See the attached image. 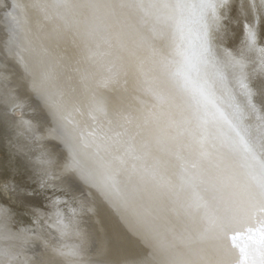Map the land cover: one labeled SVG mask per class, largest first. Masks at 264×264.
I'll use <instances>...</instances> for the list:
<instances>
[{
    "label": "bare ground",
    "instance_id": "1",
    "mask_svg": "<svg viewBox=\"0 0 264 264\" xmlns=\"http://www.w3.org/2000/svg\"><path fill=\"white\" fill-rule=\"evenodd\" d=\"M16 3L17 0H6V14L12 19L0 35V53L6 60L5 64L0 62L5 71L2 77L17 86L24 98L40 109L45 120V127L30 135L23 122L33 115L15 116L16 108L0 87V186L8 185L0 190V214L7 212L11 216L13 232L24 229L31 237L18 259L31 264L35 259L32 252L42 242L79 245L71 240L74 216L65 196L71 193L83 199L94 222L96 244L83 258L109 264L132 255L137 238L132 224L124 218V210L102 186L101 181L107 180L136 207L151 213L175 250L186 251L185 245L194 251L215 247L230 264H243L239 253L229 247L224 230L201 239L207 214L223 218L228 223L227 232L232 227H251L256 242L249 244V262L260 264L259 228L264 214L258 205L246 202L247 177L243 170L226 156L217 155L219 142L227 134V125L219 118V112L226 116L239 114L245 99L236 79L230 71L222 72L209 65L208 80L214 94L210 102L203 101L205 116L194 108L193 99L173 75L176 66L163 68L160 58L149 47H164L173 54L176 49L197 50L204 35L198 10L175 12L173 27L164 38H153L126 27L112 40L111 47L101 48L91 60L86 59L87 50L73 38L40 28L29 20L20 38L27 40L36 52H46L63 93V118L57 122L46 115V109L34 98L23 66L5 46L14 26L13 16L19 12L13 7ZM252 3L253 0H226L218 9V21L210 23L207 29V41L216 58L225 50L244 48L249 30L256 34L257 48L264 47V13L259 7L253 10ZM255 3L259 6L260 0ZM126 24L133 25L134 21L128 19ZM109 67L120 70V74L115 83L100 87ZM245 72L256 92L254 102L259 106L264 63L254 55ZM198 85L209 86L203 80L191 86ZM197 117L209 121L207 131ZM251 131L253 136L259 134L256 129ZM37 140L47 143L59 161L71 160L79 153L77 158L87 165L79 173L62 171L60 167L53 172L42 163L47 155L40 150ZM65 144L75 146L76 151ZM205 151L207 155L202 154ZM45 167L48 172L41 179L40 170ZM63 225L69 226L65 234L61 233ZM5 244L19 247L21 241L0 236V250ZM155 251L157 259L168 258L163 249Z\"/></svg>",
    "mask_w": 264,
    "mask_h": 264
},
{
    "label": "snow or ice",
    "instance_id": "2",
    "mask_svg": "<svg viewBox=\"0 0 264 264\" xmlns=\"http://www.w3.org/2000/svg\"><path fill=\"white\" fill-rule=\"evenodd\" d=\"M224 3L226 0L219 3L217 0H198L196 3L181 0H17L13 7L19 12L13 16L14 26L5 46L23 66L29 78L30 91L46 109V115L59 122L64 113L63 93L46 59V52H36L27 40L20 38L29 20L40 28L73 38L87 50L86 59L91 60L101 48L111 47L112 40L126 27H133L137 32L153 38H164L173 27L175 12L198 10L204 35L197 50L186 52L176 49L173 54L164 47L157 48L152 44H149V47L153 54L160 58L163 68L176 66L173 75L178 78L180 87L193 99L194 108L203 111L205 116L207 112L203 101L210 102L209 98L214 94L208 80L209 65L219 68L222 72L228 70L232 73L239 85L240 94L245 99L239 114L226 116L217 109L219 118L227 125V134L219 142L217 155L222 158L226 156L237 168L243 170V175L247 177L244 185L246 202L253 206L258 205L259 211L264 214V84L259 89L262 100L257 106L254 102L256 92L250 86L245 72L250 58L254 55L264 63V47L257 48L256 34L249 30L244 48L225 50L219 58L212 54L207 41V29L210 23L218 21V9L223 7ZM250 6L253 10L259 7L261 13H264V0H260L259 6L253 0ZM128 19L133 20L134 24H126ZM12 45H15V48H12ZM107 73L99 82L100 87L115 83L120 70L113 71L109 67ZM198 80H203L204 85L209 86L192 87ZM197 118L207 131L209 121ZM251 129H256L259 134L253 136ZM65 147H72L73 151H76L75 146L65 144ZM201 147L203 148V144ZM219 149L225 151L221 152ZM202 154L208 153L205 151ZM78 155L79 153L67 161L61 159L58 166L62 171L82 172L87 162L77 158ZM42 163L50 166L53 161L45 159ZM40 172V178L43 179L48 168H42ZM44 183L46 184V181ZM101 184L107 188L109 198L124 210V218L132 224V233L137 238L132 255H124L109 264H230L225 255L215 247L194 251L190 245H185L186 251L175 250L160 232L149 211L136 207L107 180L101 181ZM6 187L8 185L0 186V190ZM10 220L11 216L7 212L0 214V236L5 240H19L21 244L19 247L5 244L0 250V264H29L28 260L22 262L18 257L23 245L28 244L31 237L24 229L13 232ZM68 229V225H63L61 233L65 234ZM227 229L228 223L223 218L205 214L201 239L207 238L210 233H220L224 230L229 239V247L239 253L243 264H250L249 244L256 242L251 227H232L230 232H227ZM72 230L75 231V226ZM259 243L262 246L260 264H264V221L259 228ZM156 249H163L168 253V258L157 259ZM32 256L35 259L31 264H97L83 258L84 253L79 245L55 246L42 242L40 248L32 252ZM251 264H255V261Z\"/></svg>",
    "mask_w": 264,
    "mask_h": 264
},
{
    "label": "rangeland",
    "instance_id": "3",
    "mask_svg": "<svg viewBox=\"0 0 264 264\" xmlns=\"http://www.w3.org/2000/svg\"><path fill=\"white\" fill-rule=\"evenodd\" d=\"M6 0H0V35L4 33V28L7 25H11V15L6 14ZM0 62L1 64H5L6 60H4L0 53ZM0 87L3 90L4 94L10 99L13 104L12 107L16 109L13 111V114L18 117H23L25 113L32 114L33 118L29 119L28 122H23L26 127L29 128L30 135L34 136L39 133L41 129L45 127L44 116L41 113L40 109H38L33 103L29 102L28 99L24 98V95L20 93L17 86L10 83L9 79L5 80L2 77V74L5 73L4 68H0ZM38 146L41 147L45 155H47V159L53 161V163L49 166L53 169V172H57L59 168V158L57 154L52 150V148L45 143L43 140H37ZM0 157H2V152H0ZM72 194V193H71ZM69 194L67 197L68 203L71 212L73 213V224L75 226V231L72 235L71 240L73 242H77L81 249L83 250L84 255L88 254V252L95 246L96 240L94 238V222L89 214L85 202L83 199L77 195Z\"/></svg>",
    "mask_w": 264,
    "mask_h": 264
}]
</instances>
